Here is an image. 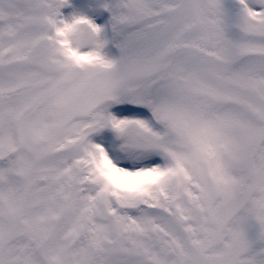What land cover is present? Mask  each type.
Returning a JSON list of instances; mask_svg holds the SVG:
<instances>
[{
	"label": "snow or ice",
	"instance_id": "snow-or-ice-1",
	"mask_svg": "<svg viewBox=\"0 0 264 264\" xmlns=\"http://www.w3.org/2000/svg\"><path fill=\"white\" fill-rule=\"evenodd\" d=\"M0 264H264V0H0Z\"/></svg>",
	"mask_w": 264,
	"mask_h": 264
}]
</instances>
